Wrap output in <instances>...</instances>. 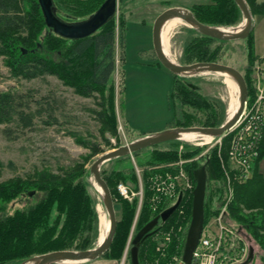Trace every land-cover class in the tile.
<instances>
[{
  "label": "trees",
  "instance_id": "1",
  "mask_svg": "<svg viewBox=\"0 0 264 264\" xmlns=\"http://www.w3.org/2000/svg\"><path fill=\"white\" fill-rule=\"evenodd\" d=\"M53 1L61 18L66 21H74L88 17L105 0ZM61 1L64 3L63 5ZM125 1L123 0L122 3ZM246 2L252 15H264V0H246ZM187 8L193 12L197 20L208 25L230 26L242 20V13L234 0H213L211 5H197ZM120 26L117 41L114 18L90 36L70 40L49 30L45 24L38 0H0V57L13 78L32 80L53 75L64 85L71 87L76 94L89 96L93 92H98L100 100L102 98L99 103L101 109L96 111L97 120L100 121L101 126L99 133L105 146H108L110 142L106 133L117 136L114 91L110 92V98L107 101H105L104 95L105 88L115 72L116 42L121 46V65L124 60L125 24L122 23ZM191 31L194 37H191L192 39L185 46V53L180 63L217 62L215 53L207 51L208 44L216 39L202 35L194 28H191ZM247 38L250 43V53L253 54V30ZM24 50L26 53L23 52ZM253 59L255 58L252 57L251 60L253 61ZM152 60L160 65L154 52H152ZM187 78L186 76L173 75V85L169 97L171 99L176 85L182 86V96L184 99L187 98L184 103L200 109L203 104L200 102L204 99L196 92L197 87L189 83ZM122 79H124L123 72ZM244 80L249 93V101L253 93L252 84L250 79L244 77ZM45 98L44 96L41 99ZM49 105L48 103V117L58 122V116L56 113L54 114L56 108L54 106L49 107ZM123 107L124 102L122 100L120 110ZM45 110L47 109L43 107L40 100L32 108L30 100L24 101L23 96L17 91L13 89L0 90V125L4 126L0 129L2 135L13 140L16 138L13 127L22 130L31 128L34 125L35 116L41 115ZM212 110L215 111L214 108ZM224 120L225 118H221L205 127H218ZM188 123L186 122L181 127H188ZM177 125L181 124H176L174 118L169 127ZM68 134L73 137L77 144L88 149V153L81 155L78 160L70 165H61L57 171L42 165L41 168H35L23 176L17 175L0 182V214L6 203L22 194L28 195L31 191L34 194L43 193L42 198L30 208L17 210L10 216L0 217V264H18L34 255L54 250H82L95 246L93 242L98 237V214L92 207L93 204L85 188L86 185H90L89 179L92 177L87 164L91 158L104 151L97 141L90 138L91 135L86 138L83 133L79 132H69ZM221 140L223 142L221 149L224 167L229 168L226 154L230 135L221 137ZM178 141L168 142L175 146ZM258 147L257 156L252 162L253 165L264 155V133ZM140 151L134 152L132 155H136ZM154 153L150 162L152 165H156L157 161H173L177 157L176 148H172L168 152H158L157 154L155 151ZM162 155H164L163 160L160 158ZM199 155L200 149L197 148H185L183 151V158L185 159ZM129 156L118 157L107 162L129 158ZM204 163H206L208 176L204 202V223L206 225L219 213V205L225 193L223 188L224 171L217 147L210 149L204 158L187 163L185 168L193 183H195L193 179L194 170ZM3 168L4 163L0 160V177ZM101 176L111 191L115 211H117L118 206L120 207L112 244L102 257L120 261L126 249L138 198L133 197L132 202L122 200L117 189L118 176L114 172L106 173L103 165L101 166ZM133 180L136 183L135 177ZM133 188L134 192L138 191L137 186ZM145 196L147 197V195ZM171 205L172 203L164 201L159 209L154 212L151 211L146 198H144L133 234ZM54 209L56 211L59 209V215L55 222H50L51 213ZM191 209L192 193L185 192L182 194L181 202L175 212L166 221H159L155 227L156 232L140 246V264H147L148 255L146 252L153 250V243L156 242L154 237L159 234L160 230H164L169 225L176 226V230L183 226L184 236L189 225ZM62 216L63 222L59 227ZM180 220L181 223L179 224ZM226 222L234 225L237 230V237L240 239L234 237L228 240L222 248V256H225V259L229 258L228 261L231 262L241 258L244 250V240L241 233L245 232L261 249V259L264 263V179L258 174L255 166L251 167V177L246 182H234L233 198L228 206ZM86 231H90L91 235H83ZM78 238L83 239L74 245V241ZM182 247L183 244L181 243Z\"/></svg>",
  "mask_w": 264,
  "mask_h": 264
},
{
  "label": "rangeland",
  "instance_id": "2",
  "mask_svg": "<svg viewBox=\"0 0 264 264\" xmlns=\"http://www.w3.org/2000/svg\"><path fill=\"white\" fill-rule=\"evenodd\" d=\"M212 3L213 0H126L124 3L119 4L113 18L116 41L121 28L120 25L122 23L125 24V51L121 65V46L116 42L115 72L105 88V101L110 98V92L114 91V115L117 128V136L106 133V137L110 142L108 146H105L99 133L101 126L100 121L97 120L96 111L101 109L99 103L102 98L100 100L98 92H93L89 96L76 94L71 87L64 85L53 75H46L32 80L13 78L0 57V90L13 89L23 96L24 101L30 100L32 108L40 100L43 107L47 109L41 115L35 116L34 125L31 128L22 130L21 128L13 127V133L16 136L13 140L5 138L0 131V160L4 163L0 182L17 175L23 176L32 172L35 168H41L42 165L57 171L61 165H70L75 160H78L81 155L88 153V149L77 144L73 137L68 134L69 132L83 133L86 138L91 135L90 138H93V141H97L103 151L107 152L129 143L136 139L138 135L155 133L168 128L170 123L165 127L166 122H171L174 118L176 124H181L177 126H183L186 122H189V126L203 127L211 125L221 118H226V100L230 91L221 76L217 73H205L187 78L189 83L197 87L196 92L204 99H201L202 102H200L201 104L203 103L202 107L197 109L190 104L184 103L187 98L184 99L182 96V86L176 85L170 99L174 74L161 64H157V68L146 65L148 54L145 51H141L142 48H145L146 42L151 40L152 22L163 10L174 6L190 7L211 5ZM191 37H194L191 27L185 23L178 24L171 30L168 48L169 54L175 62L180 63L185 53V46L192 39ZM253 37V54L249 50L250 43L248 38L233 41L216 39L208 44V50H206L215 53L217 62L236 68L243 77L251 80L253 93L249 101L247 96V107L245 108V113L249 114L232 133L243 130L250 123L252 127L258 125L262 138L264 133V15L253 14ZM252 57L255 58L253 61L251 60ZM121 71L124 79H122ZM44 96L46 98L41 99ZM259 96L263 97L260 101L262 114H259V117L255 119L253 117L254 113L250 109ZM122 100L124 107L120 110ZM48 103L50 104L49 107L54 106L56 108L54 114L56 113L58 116V122L48 117ZM3 127V125H0V129ZM229 135L232 137L231 133ZM221 145L223 146L221 139H212L211 142L201 145L195 142L178 141L174 146L173 143L164 142L156 145V147L143 149L136 155H130L129 158L103 164V169H105L106 173L114 172L118 176L117 189L122 200L132 202L133 197L138 198V205H136V213L127 239L126 249L121 258L122 263L125 261L126 264L129 263L130 241L134 235L135 222L144 198H146L151 211L155 212L164 201L174 204L180 194L179 191L173 194H166L161 188L157 189L154 185V181L160 179L157 176H165L169 170L175 173L176 169L180 167L186 171L185 166L188 162L204 158L210 152V149L214 147H217L218 156L222 164L224 157ZM172 148L177 150L175 160L157 161L156 165L150 163L152 154H155V151L158 154V152L171 151ZM185 148L200 149V155L185 159L183 158ZM228 150L226 156L229 162ZM101 154L91 158L87 168ZM160 158L163 160L164 155L160 156ZM230 165L229 163V168L231 167ZM225 166L227 165L225 164ZM223 176L225 177L224 174ZM133 177L136 178V183ZM119 185H123L126 188L127 192L125 195L120 192ZM134 186H137V192H134ZM85 188L93 204L92 207L98 214V237L93 242L96 245L100 235V211H105V209L102 205L100 189L97 188L94 180L93 183L86 185ZM232 188L234 191V185H232ZM42 194V192H37L36 194L33 192L32 195L22 194L18 196L5 204L0 217L10 216L17 210L30 208L42 198ZM119 209L120 207L118 206L116 211L117 220ZM58 212L59 209L52 211L50 222H55L59 215ZM62 222L63 216L59 222V227ZM176 229V226L169 225L158 232L159 234L154 237L156 242L153 243V250L146 252V255H148L147 264H178L180 262L183 251L181 243L184 245L185 233L183 236V226L182 229ZM179 231L181 232L179 233ZM244 234L245 232H242L241 236L245 242L247 239L243 237L245 236ZM83 235L90 236L91 232L86 231ZM82 239H76L74 245ZM244 247L246 249L244 248L240 259L231 262L228 261V258L221 263L264 264L261 259L262 251L253 240L249 238V241L244 243Z\"/></svg>",
  "mask_w": 264,
  "mask_h": 264
},
{
  "label": "water",
  "instance_id": "3",
  "mask_svg": "<svg viewBox=\"0 0 264 264\" xmlns=\"http://www.w3.org/2000/svg\"><path fill=\"white\" fill-rule=\"evenodd\" d=\"M242 13V21L237 25H208L196 19L193 12L180 6L169 7L163 10L154 20L152 25L153 51L158 62L172 74L178 76H196L205 73H221L229 76L236 84L238 90V105L230 118H225L218 127L188 126L169 127L162 131L140 136L125 145L102 153L90 165L89 170L94 182L100 188L102 205L107 213L109 225L100 243L88 249L74 250L63 249L45 252L29 257L18 264H62L92 261L102 257L109 250L117 228L116 211L111 191L106 181L101 176V166L112 159L132 155L142 149L156 146L160 143L181 140L183 133H198L219 139L225 135L239 121L244 110L248 90L243 75L236 68L213 61H200L192 64L173 62L165 54L162 44L161 32L164 24L171 19H179L189 27L196 29L202 35L220 40L233 41L247 38L253 30V15L246 0H234ZM123 0H105L99 8L88 17L81 20L66 21L58 14L53 0H38L46 26L53 33L70 40L86 38L95 33L99 28L111 20ZM26 53V50L23 51ZM195 186L192 191V209L189 225L185 234V241L181 260L178 264H191L193 253L199 243L204 228V202L208 187L206 163L193 172ZM33 191L29 192L32 195ZM182 199L179 194L177 200L170 207L163 210L153 219L148 221L138 230L130 241L129 262L140 264L139 250L142 243L153 233L159 221H166L178 208Z\"/></svg>",
  "mask_w": 264,
  "mask_h": 264
},
{
  "label": "built area",
  "instance_id": "4",
  "mask_svg": "<svg viewBox=\"0 0 264 264\" xmlns=\"http://www.w3.org/2000/svg\"><path fill=\"white\" fill-rule=\"evenodd\" d=\"M262 98V96L257 97L250 109L254 113L252 114L255 119L259 117V114H262L260 103ZM246 107L247 101L239 121L225 134L231 133L232 137H230L231 141L228 150L231 167H224L222 161L225 175L223 182L224 198L219 205V213L205 225L199 243L193 253L191 264H222L221 262L225 259V256H222V248L228 240L237 237L236 228L226 222L228 206L233 198L232 185H234V182L243 183L249 179L252 162L257 156V149L261 138L258 125L252 127L250 123L243 130L232 133L249 114L245 113ZM157 177H160L158 181L155 180ZM157 177L154 179V185L157 189L161 188L166 194H173L176 191L182 194L185 192L191 193L194 188L193 180L181 167L177 168L175 173L169 170L165 176L159 175ZM119 190L123 195L127 192L123 185H119ZM237 238L240 239V237Z\"/></svg>",
  "mask_w": 264,
  "mask_h": 264
},
{
  "label": "bare ground",
  "instance_id": "5",
  "mask_svg": "<svg viewBox=\"0 0 264 264\" xmlns=\"http://www.w3.org/2000/svg\"><path fill=\"white\" fill-rule=\"evenodd\" d=\"M178 24H184V23L179 19H171L164 24L162 28V32H161L164 52L169 57V59H171L173 62H175V60L170 56L169 48H168L169 36H170L171 30ZM217 74L223 78V81L225 82L227 88L230 91L229 96L227 97V100H226V104H227L226 118H230L232 114L235 112L237 105H238V90H237V87L234 81L229 76H227L226 74H221V73H217ZM212 139L214 138H212L211 136L201 135L198 133H183L181 136V141L195 142L196 144H199V145L209 143L212 141ZM90 178H91L90 181L93 183L92 177ZM97 188L100 189L99 186H97ZM100 217H101L100 235L98 238V243L102 241L106 233L107 227L109 225V220H108L106 211H100Z\"/></svg>",
  "mask_w": 264,
  "mask_h": 264
},
{
  "label": "crops",
  "instance_id": "6",
  "mask_svg": "<svg viewBox=\"0 0 264 264\" xmlns=\"http://www.w3.org/2000/svg\"><path fill=\"white\" fill-rule=\"evenodd\" d=\"M187 8V7H186ZM153 25V22L151 24V26ZM152 30V29H151ZM150 42H146L145 44V48H142L141 51L142 52H147V56H148V60H147V64L148 66H151L153 68H157V62L155 60H152V53L151 51H153V44H152V31H150ZM154 52V51H153ZM170 123V121L166 122V125L165 127L168 126V124ZM141 135H144V134H141ZM140 137V135H138ZM137 136V137H138ZM263 136V135H262ZM252 166H255V169L256 171L258 172V174L264 179V155L259 158L255 164ZM251 177V175H250ZM249 177V178H250ZM248 180V179H247ZM246 180V181H247ZM245 181V182H246ZM245 236H243L245 239H247V241H245L246 243L249 241V238L251 240H253L251 237H249L246 233L244 234ZM244 242V243H245ZM246 249V247H244ZM251 249V247H249ZM250 256V255H249ZM122 259L120 261L118 260H115V259H107L105 257H100V258H97L95 260H92V261H86V262H79V263H67V264H126V261L125 262H121ZM128 264V263H127Z\"/></svg>",
  "mask_w": 264,
  "mask_h": 264
}]
</instances>
